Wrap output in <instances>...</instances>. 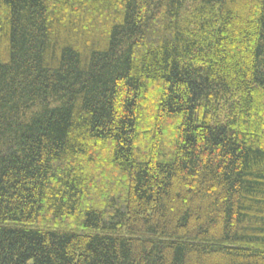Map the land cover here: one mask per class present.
Masks as SVG:
<instances>
[{
  "label": "trees",
  "instance_id": "16d2710c",
  "mask_svg": "<svg viewBox=\"0 0 264 264\" xmlns=\"http://www.w3.org/2000/svg\"><path fill=\"white\" fill-rule=\"evenodd\" d=\"M0 264H264V0H0Z\"/></svg>",
  "mask_w": 264,
  "mask_h": 264
}]
</instances>
